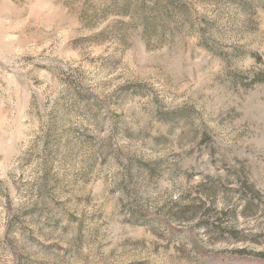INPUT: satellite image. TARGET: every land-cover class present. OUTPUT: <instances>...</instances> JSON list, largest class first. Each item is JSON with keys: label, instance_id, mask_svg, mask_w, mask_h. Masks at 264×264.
Returning <instances> with one entry per match:
<instances>
[{"label": "rangeland", "instance_id": "374dc122", "mask_svg": "<svg viewBox=\"0 0 264 264\" xmlns=\"http://www.w3.org/2000/svg\"><path fill=\"white\" fill-rule=\"evenodd\" d=\"M264 0H0V264H259Z\"/></svg>", "mask_w": 264, "mask_h": 264}, {"label": "trees", "instance_id": "16d2710c", "mask_svg": "<svg viewBox=\"0 0 264 264\" xmlns=\"http://www.w3.org/2000/svg\"><path fill=\"white\" fill-rule=\"evenodd\" d=\"M258 259L261 261L259 264H264V254H258Z\"/></svg>", "mask_w": 264, "mask_h": 264}]
</instances>
